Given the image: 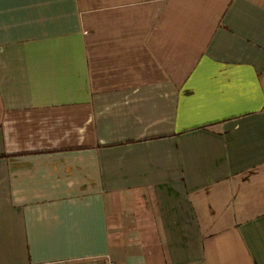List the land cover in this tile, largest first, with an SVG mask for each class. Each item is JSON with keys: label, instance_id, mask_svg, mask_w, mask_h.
Here are the masks:
<instances>
[{"label": "crops", "instance_id": "0c3cea01", "mask_svg": "<svg viewBox=\"0 0 264 264\" xmlns=\"http://www.w3.org/2000/svg\"><path fill=\"white\" fill-rule=\"evenodd\" d=\"M106 258L264 264V0H0V264Z\"/></svg>", "mask_w": 264, "mask_h": 264}, {"label": "rangeland", "instance_id": "374dc122", "mask_svg": "<svg viewBox=\"0 0 264 264\" xmlns=\"http://www.w3.org/2000/svg\"><path fill=\"white\" fill-rule=\"evenodd\" d=\"M215 200V207L216 209H220L221 205H223V202L220 199H213Z\"/></svg>", "mask_w": 264, "mask_h": 264}, {"label": "built area", "instance_id": "2783aa9c", "mask_svg": "<svg viewBox=\"0 0 264 264\" xmlns=\"http://www.w3.org/2000/svg\"><path fill=\"white\" fill-rule=\"evenodd\" d=\"M102 264H115L112 260H110L109 258H106Z\"/></svg>", "mask_w": 264, "mask_h": 264}]
</instances>
